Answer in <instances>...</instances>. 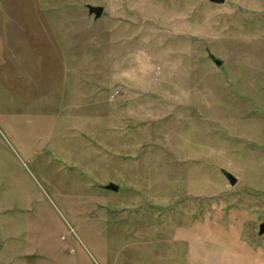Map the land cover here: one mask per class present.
<instances>
[{
	"label": "rangeland",
	"instance_id": "374dc122",
	"mask_svg": "<svg viewBox=\"0 0 264 264\" xmlns=\"http://www.w3.org/2000/svg\"><path fill=\"white\" fill-rule=\"evenodd\" d=\"M262 224L264 0H0V264H264Z\"/></svg>",
	"mask_w": 264,
	"mask_h": 264
},
{
	"label": "water",
	"instance_id": "95a60500",
	"mask_svg": "<svg viewBox=\"0 0 264 264\" xmlns=\"http://www.w3.org/2000/svg\"><path fill=\"white\" fill-rule=\"evenodd\" d=\"M210 2L213 3H218V4H222L224 3L226 0H209ZM89 11L90 13L95 14V16L97 18L101 17L104 11V8L101 6H89ZM216 63H220V61L218 59H215ZM224 175L229 179V181L231 182L232 185H234L237 182V178L229 171L224 170ZM106 188L110 189V190H114V191H118L119 190V186L111 183L109 185L106 186ZM264 233V224L261 225L260 228V234Z\"/></svg>",
	"mask_w": 264,
	"mask_h": 264
}]
</instances>
